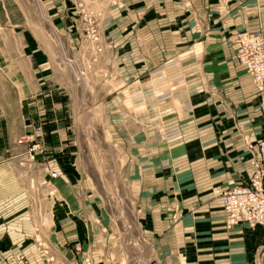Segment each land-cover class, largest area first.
<instances>
[{"label":"crops","instance_id":"crops-1","mask_svg":"<svg viewBox=\"0 0 264 264\" xmlns=\"http://www.w3.org/2000/svg\"><path fill=\"white\" fill-rule=\"evenodd\" d=\"M41 1L78 46L72 4ZM100 23L102 117L149 261L264 264V225L229 226L220 197L248 181L264 139L262 93L235 42L264 27V0H114ZM34 40L0 33V264H129L80 159L65 78ZM33 141L45 148L28 161L34 179L20 170Z\"/></svg>","mask_w":264,"mask_h":264},{"label":"rangeland","instance_id":"rangeland-1","mask_svg":"<svg viewBox=\"0 0 264 264\" xmlns=\"http://www.w3.org/2000/svg\"><path fill=\"white\" fill-rule=\"evenodd\" d=\"M68 1L72 4L71 8L75 9L78 19L80 43L75 49L71 47L68 37L59 30L56 19L46 11L41 0H0V33L13 29L14 26L18 30L26 29L32 33L34 41L47 51L51 67L57 68L65 78L63 85L69 98L74 140L80 149V159L85 165V172L96 179L98 191L106 202L121 237L123 251L128 252L129 264H155L149 261V248L138 239L136 190L134 185L124 178L115 142L107 133L102 117V104L107 89L101 72L104 42L100 21L105 7L114 0ZM8 17L12 19L11 22ZM92 30L95 31L94 34ZM255 35L264 39V27L260 25L254 30L241 31L235 39L236 57L247 72L238 53L242 41ZM254 84L264 100V83ZM36 156L37 154L32 158L28 155L20 165L24 176L29 177L32 172V179L37 170L28 161L34 163ZM53 174L56 175L52 173V176Z\"/></svg>","mask_w":264,"mask_h":264},{"label":"built area","instance_id":"built-area-1","mask_svg":"<svg viewBox=\"0 0 264 264\" xmlns=\"http://www.w3.org/2000/svg\"><path fill=\"white\" fill-rule=\"evenodd\" d=\"M89 22H92L89 20ZM95 31L92 30V34ZM94 37V36H93ZM241 62L246 66L253 81L262 85L264 83V39L260 36H250L239 49ZM42 144L32 142L28 154L43 153ZM257 160L251 177L243 184L235 185L220 194L222 206L229 226L248 224L252 227L264 225V139L256 145ZM55 177L56 175L53 174ZM13 264H27L26 259L15 254Z\"/></svg>","mask_w":264,"mask_h":264}]
</instances>
